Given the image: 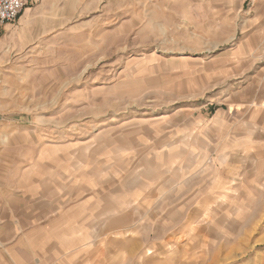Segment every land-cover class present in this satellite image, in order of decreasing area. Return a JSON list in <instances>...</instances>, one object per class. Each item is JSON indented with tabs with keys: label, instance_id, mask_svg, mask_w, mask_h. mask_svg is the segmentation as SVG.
<instances>
[{
	"label": "rangeland",
	"instance_id": "1",
	"mask_svg": "<svg viewBox=\"0 0 264 264\" xmlns=\"http://www.w3.org/2000/svg\"><path fill=\"white\" fill-rule=\"evenodd\" d=\"M23 1L0 264H264V0Z\"/></svg>",
	"mask_w": 264,
	"mask_h": 264
},
{
	"label": "crops",
	"instance_id": "2",
	"mask_svg": "<svg viewBox=\"0 0 264 264\" xmlns=\"http://www.w3.org/2000/svg\"><path fill=\"white\" fill-rule=\"evenodd\" d=\"M31 17L30 14L26 13L24 15V17H22V19L18 22V28L20 30H27L31 24ZM28 27V28H27ZM8 28V25H6L4 27V29ZM27 28V29H26ZM263 79L260 80H256L257 83H255L256 81H254L253 84V98L252 101H250L251 103V109L254 110L255 112V116H254V130L256 131V133H258V135L260 136L259 138L262 139V141H264V75L262 77ZM256 84V85H255ZM229 163V161H226V163ZM233 166H236L235 164L232 163Z\"/></svg>",
	"mask_w": 264,
	"mask_h": 264
},
{
	"label": "built area",
	"instance_id": "3",
	"mask_svg": "<svg viewBox=\"0 0 264 264\" xmlns=\"http://www.w3.org/2000/svg\"><path fill=\"white\" fill-rule=\"evenodd\" d=\"M23 7V0H0V26L13 22Z\"/></svg>",
	"mask_w": 264,
	"mask_h": 264
}]
</instances>
